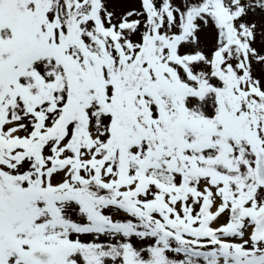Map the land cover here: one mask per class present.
Wrapping results in <instances>:
<instances>
[{
  "label": "snow or ice",
  "instance_id": "6c2138e0",
  "mask_svg": "<svg viewBox=\"0 0 264 264\" xmlns=\"http://www.w3.org/2000/svg\"><path fill=\"white\" fill-rule=\"evenodd\" d=\"M0 264H264V0H0Z\"/></svg>",
  "mask_w": 264,
  "mask_h": 264
}]
</instances>
